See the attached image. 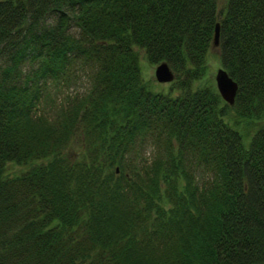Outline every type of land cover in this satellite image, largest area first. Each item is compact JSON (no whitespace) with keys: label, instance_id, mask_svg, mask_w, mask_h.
I'll return each instance as SVG.
<instances>
[{"label":"trees","instance_id":"trees-1","mask_svg":"<svg viewBox=\"0 0 264 264\" xmlns=\"http://www.w3.org/2000/svg\"><path fill=\"white\" fill-rule=\"evenodd\" d=\"M218 1L0 0V264H264V0Z\"/></svg>","mask_w":264,"mask_h":264},{"label":"rangeland","instance_id":"rangeland-1","mask_svg":"<svg viewBox=\"0 0 264 264\" xmlns=\"http://www.w3.org/2000/svg\"><path fill=\"white\" fill-rule=\"evenodd\" d=\"M225 0H219V6H222V4L224 3ZM140 52V60H141V67H142V71L143 74L145 76V78L151 83L152 87L154 89L157 90H165L169 87L170 85V81L168 82H160L156 79L155 75H154V70H155V66L158 63H150L146 56L145 53L143 51V49L139 50ZM219 67H222L221 62H220V58L218 55V52L216 50H213L212 53L209 54L208 57V66H207V71H206V75H205V80L208 83H212L213 85H215V74L216 71ZM82 79L77 80L76 82H73L70 84V86H68L67 88H63L57 90L56 92H54L53 90H51V94L49 97V100L54 99L55 97L58 98V96L60 95V92H66V91H72V90H77V91H84V89L86 88V85L88 84V80H86V77H84V74ZM231 117V116H230ZM229 122L234 123L232 117L231 118H227ZM244 125V124H243ZM250 130L252 129L251 126H249ZM241 130L244 132L243 127L241 128ZM244 143L247 145L248 144V136H245L244 138ZM81 145L79 143V139L75 138L71 141L70 145L66 148L65 152H68L71 156H75L76 152H80ZM144 153V154H143ZM143 153L139 155V158H148L149 160L151 159V157H153V150H152V145L147 144L143 147ZM29 166V164H18L15 162H9L6 166V173L9 175H16L18 173H20L22 170H24L25 168H27ZM205 176L204 175L202 178H200L199 176V180H205Z\"/></svg>","mask_w":264,"mask_h":264},{"label":"water","instance_id":"water-1","mask_svg":"<svg viewBox=\"0 0 264 264\" xmlns=\"http://www.w3.org/2000/svg\"><path fill=\"white\" fill-rule=\"evenodd\" d=\"M219 44V23L215 25L213 35V46ZM154 75L160 82L171 81L174 78V72L167 63L161 61L155 66ZM215 84L221 97L229 104H232L235 99V94L238 88L237 82L228 74L224 67H219L215 74Z\"/></svg>","mask_w":264,"mask_h":264},{"label":"bare ground","instance_id":"bare-ground-1","mask_svg":"<svg viewBox=\"0 0 264 264\" xmlns=\"http://www.w3.org/2000/svg\"><path fill=\"white\" fill-rule=\"evenodd\" d=\"M172 68V67H171Z\"/></svg>","mask_w":264,"mask_h":264}]
</instances>
